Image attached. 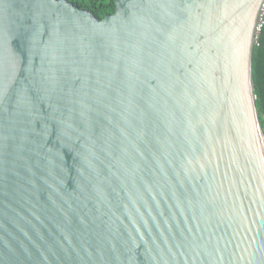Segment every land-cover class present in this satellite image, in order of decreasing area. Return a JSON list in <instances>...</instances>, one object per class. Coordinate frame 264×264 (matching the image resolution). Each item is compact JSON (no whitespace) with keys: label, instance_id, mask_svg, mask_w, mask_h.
I'll list each match as a JSON object with an SVG mask.
<instances>
[{"label":"water","instance_id":"water-1","mask_svg":"<svg viewBox=\"0 0 264 264\" xmlns=\"http://www.w3.org/2000/svg\"><path fill=\"white\" fill-rule=\"evenodd\" d=\"M264 0H0V264H264Z\"/></svg>","mask_w":264,"mask_h":264},{"label":"trees","instance_id":"trees-1","mask_svg":"<svg viewBox=\"0 0 264 264\" xmlns=\"http://www.w3.org/2000/svg\"><path fill=\"white\" fill-rule=\"evenodd\" d=\"M75 5L93 12L103 18L115 11L116 0H69ZM253 79L257 94V105L264 128V15L258 39L253 50Z\"/></svg>","mask_w":264,"mask_h":264}]
</instances>
